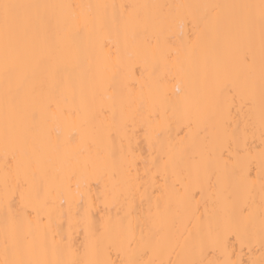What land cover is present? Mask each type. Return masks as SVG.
I'll return each instance as SVG.
<instances>
[{"label":"bare ground","instance_id":"6f19581e","mask_svg":"<svg viewBox=\"0 0 264 264\" xmlns=\"http://www.w3.org/2000/svg\"><path fill=\"white\" fill-rule=\"evenodd\" d=\"M0 264H264V0H0Z\"/></svg>","mask_w":264,"mask_h":264},{"label":"snow or ice","instance_id":"6c2138e0","mask_svg":"<svg viewBox=\"0 0 264 264\" xmlns=\"http://www.w3.org/2000/svg\"><path fill=\"white\" fill-rule=\"evenodd\" d=\"M3 7L5 9V23L7 24L8 23V19H9L8 10L11 9V8H14L16 6L5 4V5H3Z\"/></svg>","mask_w":264,"mask_h":264}]
</instances>
